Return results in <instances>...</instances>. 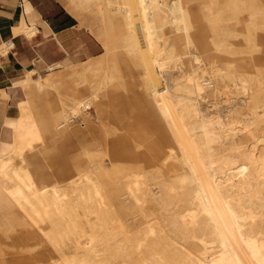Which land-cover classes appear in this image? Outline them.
<instances>
[{"label":"bare ground","instance_id":"obj_1","mask_svg":"<svg viewBox=\"0 0 264 264\" xmlns=\"http://www.w3.org/2000/svg\"><path fill=\"white\" fill-rule=\"evenodd\" d=\"M128 2L68 0L66 6L77 19L94 7L113 29L137 12L156 22L175 21L177 39L168 38L166 49L175 68L170 72L179 80L163 89L155 122L146 119L148 130L140 126L134 139L113 141L104 160L108 168L93 153L101 143L83 134L88 143L54 172L37 164L38 155L49 151L45 146L33 150L36 143L77 136L71 120L91 106L105 116L107 107L121 99L115 90L105 91L113 75L141 64L148 70L144 61L156 59V45L144 37L143 24L125 27L122 44L105 30L100 36L105 56L96 62L67 67L60 75L30 69L15 81L25 99L19 101L11 150L0 155V239L22 240V230L35 231L30 238L36 245L20 244L23 253L12 256L13 264H264L259 69L248 74L236 66L230 74L214 64L184 0ZM246 6L251 19H264L259 0H248ZM27 30L20 31L29 35ZM231 62L237 61L226 63ZM150 68L157 71L159 65ZM48 92L55 94L54 101L40 113L37 104ZM220 113L223 117L215 119ZM247 128L249 138L243 140L240 129ZM31 149L34 160L26 155ZM5 242L0 245L9 247Z\"/></svg>","mask_w":264,"mask_h":264},{"label":"rangeland","instance_id":"obj_2","mask_svg":"<svg viewBox=\"0 0 264 264\" xmlns=\"http://www.w3.org/2000/svg\"><path fill=\"white\" fill-rule=\"evenodd\" d=\"M128 1L129 0H122V3L127 4ZM247 1L248 0H184L186 9L190 14L191 23L195 29L201 31L202 42H204V44L206 43L207 54L211 56L214 64H219L222 68L225 67L224 69L229 71L230 74L236 73L234 69L236 66H239L242 72L248 74L254 72L257 68L259 69L260 78L262 79V85L264 87V19L261 17L251 19L249 17L250 11L246 6ZM259 1L264 7V0ZM236 2L242 3V5L238 4L240 7L238 9H235L233 6ZM93 8L94 7L85 12L84 18L78 20L89 30L91 35L97 38L96 41L98 40V44L100 43L102 46V50L99 51L101 53L86 61H76L58 65L54 70L47 68L48 72L46 75L48 73L60 75L67 70V67L73 66L79 69L104 57L105 49L102 45L100 36L104 34L105 30L108 37L111 39L115 37L117 41L122 44L127 38V35L124 33L125 27L137 28L143 24L145 25L144 37L148 38L149 43L156 45L155 50L158 56H156L154 60L150 59L144 61L148 70H144L141 64L129 72L124 71L121 74H114L112 84L108 86L105 91L109 93L115 90V94L120 95L121 99L114 100L111 106L107 107L105 116L103 117L99 116L94 106H91L89 109L84 110L79 116L72 119V124H70L71 130L76 129V131H80L77 133V136H71L69 141L65 138H59L57 141L52 142L44 138L41 143H36V147L33 150L36 151L37 148H44L45 146V148H48L47 151H49L45 154H39L37 159H35L39 167L43 168L44 172L61 170L65 161L68 159L70 161L75 160V157L80 153L83 146L88 143L87 138L84 141L83 134L90 135V139L93 140L92 142L101 143L98 151L93 153H97L98 157L103 161L106 160L108 158L107 152L112 148L113 141H117L118 138L134 139L135 137L133 134L140 126L145 128V130L149 129V123L146 119L150 122H155L156 119H154L153 115L161 105V97L165 96L163 95V89H171L173 84L179 80L177 75L170 72L171 69L175 68L172 66L170 53L166 49V40L168 38H176L178 34L175 21H165L164 23L159 21L156 22L153 18L143 14H137V12L130 14L125 23L123 21H118L117 25L119 24V26L113 29L112 26L109 28L107 25L109 21L106 20L103 23L99 14L96 13ZM139 12H141V10H139ZM147 27L150 28L148 31L146 30ZM198 39V36L193 38L194 42ZM214 42H220L224 45L217 49ZM249 43L253 44L251 48L249 47ZM159 56L162 58L165 57L166 60L162 62ZM233 59L237 61L236 64L233 62L229 64L226 63L228 60L231 61ZM150 65H159V68L157 71H152ZM232 65L234 67H232ZM230 67L232 69H230ZM34 78H37V76ZM71 83L68 82L66 84H70L71 86ZM63 92L64 89L61 91V94ZM99 96L101 98V94H99ZM46 98V100L37 104L40 113H46L48 107L46 104L54 101L55 94L48 92ZM122 98L127 103L126 109H123L125 103ZM42 105L44 107H42ZM223 115L224 113H220L215 119H221ZM240 130L239 136L243 137V140H247V138H249L250 128ZM69 131L70 130H67V132ZM6 143V148L0 155L11 150V132L9 134V140ZM33 150L31 149L26 152V155L31 159H33L32 155L35 153ZM101 165H104L106 168L109 167L106 161L103 163L101 162ZM196 175L200 176V173ZM33 231L34 230L31 228L22 230V236H25L22 237V240L20 239L21 241L19 239L13 240L16 239L14 236H12V239L9 238L11 240L8 239L6 242L1 238L0 243L5 242L4 245L9 246L7 247L9 250H6L7 248H5L3 244L0 245V264H13L11 260L12 256L23 253L18 249L21 247L20 244L31 247L36 245V239L30 238V235L35 233V231ZM8 243L13 244L14 247L13 245H8Z\"/></svg>","mask_w":264,"mask_h":264},{"label":"crops","instance_id":"obj_3","mask_svg":"<svg viewBox=\"0 0 264 264\" xmlns=\"http://www.w3.org/2000/svg\"><path fill=\"white\" fill-rule=\"evenodd\" d=\"M67 2L0 0V153L19 115V101L25 99L24 89L15 81L30 69L45 76L47 68L101 53L99 41L68 10ZM24 26L29 35L20 31Z\"/></svg>","mask_w":264,"mask_h":264}]
</instances>
